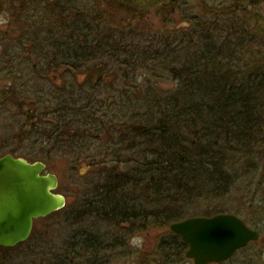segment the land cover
<instances>
[{"label": "trees", "instance_id": "trees-1", "mask_svg": "<svg viewBox=\"0 0 264 264\" xmlns=\"http://www.w3.org/2000/svg\"><path fill=\"white\" fill-rule=\"evenodd\" d=\"M78 1L11 2L19 6L12 14L22 41L11 55L72 77V87L47 95L53 100L43 109L21 105L20 137L37 146L9 153L47 170L56 158L75 174L80 188L67 190L84 217L79 222L92 225L64 249L60 264H99L117 253L130 264L188 262L171 226L231 213L220 209L223 200L264 176V20L243 7L259 1L233 0L227 13L219 4L217 17L198 0L203 14L231 18L220 27L185 13L186 0H91L87 8ZM152 14L161 19L157 36L134 45L150 33L144 29ZM177 15V27L169 26ZM151 233H161L153 253L132 251L136 237Z\"/></svg>", "mask_w": 264, "mask_h": 264}, {"label": "rangeland", "instance_id": "rangeland-1", "mask_svg": "<svg viewBox=\"0 0 264 264\" xmlns=\"http://www.w3.org/2000/svg\"><path fill=\"white\" fill-rule=\"evenodd\" d=\"M11 1L12 0H0V7H2L0 11H5L4 14L0 15V28L4 25H8L11 13H19L18 4L15 7L11 4ZM199 1L202 2L203 0ZM258 1L259 2L257 7L251 6L247 3H243V7H247L245 9L249 10L254 14L259 15V17L264 20V0ZM32 2L33 1H29L28 3ZM197 2L198 0H186L185 2H183V5L186 7L185 13H199L202 15L204 12L200 8H198ZM205 2L209 6L213 5V14H216V16L219 17L217 15L218 13H216L217 10L215 8L219 4L224 3L225 12L227 13L229 12V7L232 5L231 3L233 2V0H205ZM81 4H83L84 7L87 4L89 6L93 3L91 0H80L75 3V5L80 6ZM85 8L87 7L85 6ZM91 9L92 8H90V10ZM39 12H44V8H39ZM86 13L87 12H85V14ZM179 18L180 15H177L176 21H171V24H169V26L176 28L178 25ZM202 18L203 20L211 21L212 23L219 25V27L224 25L223 21H231V18L228 17L217 19L213 16H207L205 14L202 15ZM147 19H149V24L148 27L144 29V31L147 30L150 31V33L145 36L137 37L136 41H134V45H145L147 42L146 40L152 39L157 36L156 34L159 29L158 25L161 22L160 17L152 14ZM237 19L242 20L243 16L239 15ZM42 22L43 29L48 32L49 22L45 21L44 19ZM130 33L131 32H124L123 35L128 36ZM132 33L134 32L132 31ZM103 64L108 65L107 63ZM70 74H72V72ZM29 76L31 75H28V79L26 80L28 81V89H26V87L25 89H22V87L26 84L23 80H20L14 85V90L12 91L14 92V94L12 95L6 94L7 96L4 97L3 91L2 89H0V157L4 156V154H9V152L15 150H18L19 154H17L18 156H20V154L24 153L25 151H28L25 147L26 144H29L30 146H32V148L33 145L37 144V142L34 141L33 137H28V141L26 143L25 141H22V138L20 137V135L22 134L21 127L24 126L25 123V119L23 118L20 109L22 104L27 106L25 108L27 110L31 109V107L38 108L40 106L43 109V106L50 104L53 100L49 96L58 93V86L63 87L64 85H66L67 87H72V77L68 79L69 76L63 79H52L53 81H50L51 79H49V81L42 79V75L40 76V79L37 80H32ZM85 79V76L79 75L77 77V80H79L81 83L84 82ZM30 80H32L31 83H29ZM7 82V80L0 79V88L5 87V84H7ZM52 84L53 87L50 86ZM41 90L43 92H41ZM27 91L30 93H27ZM31 92H33V94H31ZM67 98L68 100H70V95ZM64 99L65 97L57 99L59 100L58 104H60L61 101ZM14 102H17L16 106ZM48 107H50V105H48ZM60 107H63V105H60ZM27 130V133L31 132L28 128ZM27 130H24V133H26ZM45 145L46 144H44V146ZM50 166L52 168L49 167V172L57 175L59 179V189L57 190V192L67 198V206L61 212L51 216V218L40 219L35 222L33 234L30 240L22 244L18 250L10 254V261L5 262L7 264H9L10 262H12V264H60V260L62 259L64 254V249L66 247L72 246L73 239L77 242V237L82 234L84 230H90L89 227L92 225V223L79 222L83 221L84 217H82V215L77 216L78 208H75L73 200L75 198H72L68 192L69 188H80L79 185L76 186V184H74L76 182V178L73 175L75 174L66 169L67 163L56 158L52 161ZM252 181V186L250 184L248 189L246 187L245 189L243 185L242 192L233 194L232 198L228 197L227 199L223 200L219 207L222 210L224 209L226 211L231 212L228 214H235L236 210L242 212L243 215L241 214L240 216H242V219L247 223L250 228L259 231L262 237L261 241L259 243L257 242L255 244H252L248 248L240 251L239 253L234 255V258H232L229 262L223 264H264V176L253 178ZM213 209H215V207L212 205L211 208H209L208 213H211ZM95 222L96 221L94 220V223ZM103 229L104 228H102L101 230L103 231ZM105 233L106 232H103L102 235ZM159 235H161V233H151L136 237L130 243V247L132 251L143 253L142 250H145V252L151 254L154 252V247L158 243L157 239H159ZM169 235L170 234L165 233V238L168 239ZM171 236L174 237L173 234H171ZM170 241L168 242L170 243ZM172 243L176 244L177 241H171V244ZM127 253L128 250L124 251L123 256L127 255ZM119 257L120 256L117 253L115 256L116 260L108 257V259H100L97 262H99V264H130V262L127 263L124 260H117L119 259ZM183 264L192 263L188 261L184 262Z\"/></svg>", "mask_w": 264, "mask_h": 264}, {"label": "water", "instance_id": "water-1", "mask_svg": "<svg viewBox=\"0 0 264 264\" xmlns=\"http://www.w3.org/2000/svg\"><path fill=\"white\" fill-rule=\"evenodd\" d=\"M45 170L43 163H29L12 155L0 159V247L26 242L36 220L66 207V198L55 194L57 176L44 174ZM171 231L188 245L186 257L194 264L227 262L249 243L260 240V234L233 213L189 218L173 224Z\"/></svg>", "mask_w": 264, "mask_h": 264}, {"label": "flooded vegetation", "instance_id": "flooded-vegetation-1", "mask_svg": "<svg viewBox=\"0 0 264 264\" xmlns=\"http://www.w3.org/2000/svg\"><path fill=\"white\" fill-rule=\"evenodd\" d=\"M24 1L26 0H12L11 2L22 5ZM4 13L5 11L3 10L0 12V15ZM160 31H162V27L160 28ZM19 33L18 24L15 23V18L11 13L8 25H4L0 28V79L8 81L7 84H5V87L0 89H2V91L5 90V92H12L14 90V85L20 80H24L25 77L28 78V75H31L29 77L32 79H40L41 75L42 79L47 77L49 79L61 78L55 73H50L48 67L41 66V62L34 60L31 56L23 57L21 55H11L10 48H18L22 45V41L20 39L21 35ZM32 234L33 232L31 233V236ZM260 241H258V243ZM21 245L22 244L14 248H1L9 251L4 254H0V258H3L4 255H8V257H10V254L18 250Z\"/></svg>", "mask_w": 264, "mask_h": 264}, {"label": "bare ground", "instance_id": "bare-ground-1", "mask_svg": "<svg viewBox=\"0 0 264 264\" xmlns=\"http://www.w3.org/2000/svg\"><path fill=\"white\" fill-rule=\"evenodd\" d=\"M13 6H15L14 4H12ZM252 6V5H251ZM2 7H0V9H1ZM13 9V8H12ZM1 12V11H0ZM112 49V48H111ZM67 75V74H66ZM63 88H65V86H63V87H60V86H58V88L57 89H59V91L58 92H61V89H63ZM70 88V87H69ZM7 154H4V157L6 156ZM172 234H174L173 232H172ZM175 235V234H174ZM30 236H31V234H30ZM30 238V237H29Z\"/></svg>", "mask_w": 264, "mask_h": 264}]
</instances>
